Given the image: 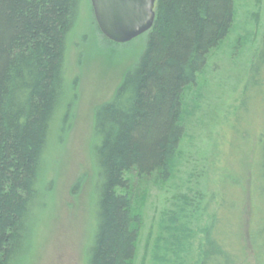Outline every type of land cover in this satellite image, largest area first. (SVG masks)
<instances>
[{"label":"trees","instance_id":"obj_1","mask_svg":"<svg viewBox=\"0 0 264 264\" xmlns=\"http://www.w3.org/2000/svg\"><path fill=\"white\" fill-rule=\"evenodd\" d=\"M81 1L0 0V264L28 259L42 205L39 170L65 94L66 44ZM154 13L138 61L94 115L95 228L85 264H133L142 220L132 207L131 182L170 179L185 135V92L205 69L210 51L229 35L234 0H156ZM262 44L252 81H259L264 100V83L257 79L264 71V38ZM259 133L260 176L253 191L263 204L257 200L258 231L251 227L249 242L264 264V123ZM180 197L162 219L158 264H183L203 198L199 192ZM202 235L194 264H248L216 216ZM165 250L169 255L160 256Z\"/></svg>","mask_w":264,"mask_h":264},{"label":"rangeland","instance_id":"obj_2","mask_svg":"<svg viewBox=\"0 0 264 264\" xmlns=\"http://www.w3.org/2000/svg\"><path fill=\"white\" fill-rule=\"evenodd\" d=\"M263 38L264 0H234L229 35L210 51L205 69L185 92V135L170 179L137 177L131 182L132 207L142 220L133 264H158L163 216L175 209L181 195L196 192L203 199L182 263H195L202 230L214 215L230 234L233 249L248 264H260L249 232L252 226L253 233L258 231L257 200L262 203L253 190L260 176L257 140L264 123V100L257 93L259 81L254 83ZM145 42L146 34L125 44L108 42L97 28L90 0L81 1L66 44L65 94L39 170L42 205L25 264H85L95 228L94 115L113 97ZM259 77L264 83V71Z\"/></svg>","mask_w":264,"mask_h":264},{"label":"water","instance_id":"obj_3","mask_svg":"<svg viewBox=\"0 0 264 264\" xmlns=\"http://www.w3.org/2000/svg\"><path fill=\"white\" fill-rule=\"evenodd\" d=\"M156 0H90L98 30L115 44L146 34L155 20Z\"/></svg>","mask_w":264,"mask_h":264}]
</instances>
